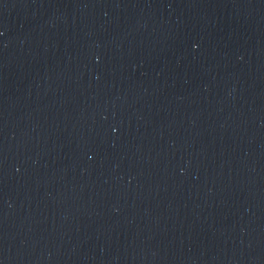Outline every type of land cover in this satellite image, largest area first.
Wrapping results in <instances>:
<instances>
[{"label": "water", "instance_id": "water-1", "mask_svg": "<svg viewBox=\"0 0 264 264\" xmlns=\"http://www.w3.org/2000/svg\"><path fill=\"white\" fill-rule=\"evenodd\" d=\"M0 264H264V0H0Z\"/></svg>", "mask_w": 264, "mask_h": 264}]
</instances>
